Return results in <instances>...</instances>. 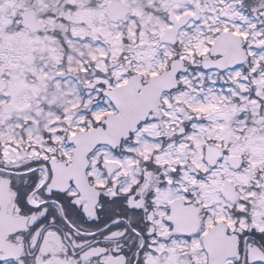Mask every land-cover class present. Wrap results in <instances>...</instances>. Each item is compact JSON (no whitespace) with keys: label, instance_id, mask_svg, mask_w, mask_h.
<instances>
[{"label":"snow or ice","instance_id":"6c2138e0","mask_svg":"<svg viewBox=\"0 0 264 264\" xmlns=\"http://www.w3.org/2000/svg\"><path fill=\"white\" fill-rule=\"evenodd\" d=\"M0 264H264V0H0Z\"/></svg>","mask_w":264,"mask_h":264}]
</instances>
